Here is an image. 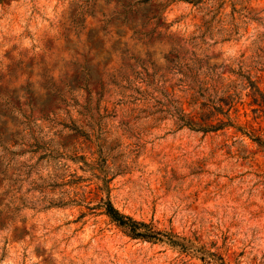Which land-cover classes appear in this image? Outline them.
I'll list each match as a JSON object with an SVG mask.
<instances>
[{
  "label": "rangeland",
  "instance_id": "obj_1",
  "mask_svg": "<svg viewBox=\"0 0 264 264\" xmlns=\"http://www.w3.org/2000/svg\"><path fill=\"white\" fill-rule=\"evenodd\" d=\"M0 264H264V0H0Z\"/></svg>",
  "mask_w": 264,
  "mask_h": 264
},
{
  "label": "trees",
  "instance_id": "obj_2",
  "mask_svg": "<svg viewBox=\"0 0 264 264\" xmlns=\"http://www.w3.org/2000/svg\"><path fill=\"white\" fill-rule=\"evenodd\" d=\"M189 4H197L200 0H183ZM187 93H195V89L189 87ZM192 99L195 97L193 94ZM185 103L178 102L177 107L173 111H168L171 113V117L175 118V122L179 130L189 129L191 131L203 132L205 134L218 132L228 125L222 124V121L218 122V125L212 123V116L210 115H194L193 113L187 114L184 109ZM189 106H194V103H189ZM259 142V140L255 141ZM100 210H103L104 215L115 224L117 227L126 231L127 235L137 241H145L149 243H166L173 248H177L182 252L188 253L199 252L195 244L187 241L186 239H181L173 233H163L157 231L152 224H147L144 222H138L133 218L122 214L118 209H116L111 201H101L98 205ZM213 256V254H208Z\"/></svg>",
  "mask_w": 264,
  "mask_h": 264
}]
</instances>
